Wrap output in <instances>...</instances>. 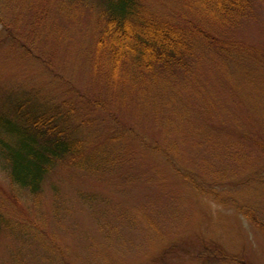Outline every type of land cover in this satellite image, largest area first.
<instances>
[{"label": "rangeland", "instance_id": "obj_1", "mask_svg": "<svg viewBox=\"0 0 264 264\" xmlns=\"http://www.w3.org/2000/svg\"><path fill=\"white\" fill-rule=\"evenodd\" d=\"M147 1L165 13H185L191 2ZM63 3L0 0V89L62 93L44 75L43 63L24 61L21 47L32 45L86 99L105 106L113 98L95 86L88 64L100 3L62 18ZM254 5L235 35L264 52V0ZM204 52L196 65L195 79L205 77L200 94L186 89L182 72L156 85L148 80L152 92L143 100L135 88L127 89L126 105L125 99L111 104L153 151L126 135L108 140L107 152L118 156L112 167L97 173L59 166L38 196L13 186L0 169V212L7 222L0 230V264H264V228L248 216L253 211L264 223V146L256 142L264 143V60L256 52L235 58L231 51L230 60L220 56L207 68L213 54ZM169 86L192 104L182 119L168 112L167 101H152ZM94 132L101 141L112 126L100 123ZM173 150L189 178L168 160Z\"/></svg>", "mask_w": 264, "mask_h": 264}, {"label": "trees", "instance_id": "obj_2", "mask_svg": "<svg viewBox=\"0 0 264 264\" xmlns=\"http://www.w3.org/2000/svg\"><path fill=\"white\" fill-rule=\"evenodd\" d=\"M91 1L100 3V9L91 33L88 64L96 75L95 86L107 91L113 98L111 102L105 101V106H100L101 101L86 99L74 81L56 69L51 60L45 62L37 56L32 45L21 47L24 61L33 65L43 63L44 75L61 87L62 93L0 89V169L7 172L13 186L33 196L42 193L46 181L59 166L97 173L112 167L118 156L113 151L107 152L108 140L126 135L145 152L153 151L150 140L136 127L126 125L112 108L117 101L127 100V89L136 88L140 101L152 92L148 80L156 85L165 81L160 77L183 72L188 78L186 89L193 86L199 93L205 77L199 82L195 79L196 65L203 51L213 54L207 57V68L215 66L216 60L222 61L221 57L230 60L231 51L235 58L246 59L256 52L264 60V52L250 48L235 35L253 15L255 0H191L185 13L179 8L167 13L159 11L147 0H63L60 14L62 18H69L75 13L74 8ZM63 10L68 12L65 14ZM220 64L217 65L221 67ZM173 89V86L159 89L152 101H167L171 107L168 112L181 115L185 105L190 108L192 104L179 95L183 90ZM171 92L176 95L174 106ZM157 112L153 109L150 113ZM99 122L112 126V132L101 141L94 132ZM256 142L264 146L263 141ZM169 154L166 152L168 160L177 169L179 161L173 156L174 150L172 156ZM184 169L182 166L178 171L185 179L189 178ZM220 182L224 183V179ZM248 216L255 225L264 228L253 211ZM5 224L0 212V230Z\"/></svg>", "mask_w": 264, "mask_h": 264}]
</instances>
